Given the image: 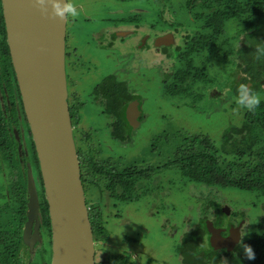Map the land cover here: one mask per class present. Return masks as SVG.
I'll list each match as a JSON object with an SVG mask.
<instances>
[{"label":"rangeland","instance_id":"rangeland-1","mask_svg":"<svg viewBox=\"0 0 264 264\" xmlns=\"http://www.w3.org/2000/svg\"><path fill=\"white\" fill-rule=\"evenodd\" d=\"M140 1L74 0L77 8H81L80 11L83 10L85 13V16L83 15L85 21L82 23L79 19L80 11L78 10L79 15L75 18H68L67 25V32H75V34L79 32H96L93 36L94 40L101 43L104 41L103 37L110 34L109 32L112 29L103 28V24L98 27L102 21L100 12L102 11L107 16L111 12V14L113 13L111 26L116 28L115 31L120 36H123H118L115 39V49L117 50L115 67H111V64L108 65L109 61L102 58L101 60L96 58L92 63L85 60L84 65H81L83 60L80 59L79 54L82 56L86 54L87 59H90L92 51L91 49L89 52L82 50L79 47V39L71 41L77 47L79 53L77 59L80 66L75 71L67 70L68 82L71 87L69 92L71 93V89L75 88L74 90L79 93L78 100H80L78 105L80 114L78 116H81V120L73 132L76 148L83 146V143L80 142L84 138L83 135L88 131L91 137L89 134H87V137L90 142L92 141L90 146L96 162L103 163L105 160L108 162V158H110V163L118 169H122L124 166H133L134 163L136 167H142L143 162L159 166V161L162 159L161 154L157 160L151 161L152 141L160 136L171 134L173 131L206 137L218 147L221 136L228 128L240 126L243 114V110L237 104V96L232 93V87H237L240 84L237 78L238 72L228 73V65L225 68L223 64L217 62L218 58L205 59L201 57L194 62L196 67H199L203 62L208 78L215 77L218 80L216 82H219L218 85L206 87L203 90L204 99L199 101L193 98L201 92L198 85L191 87V95L187 98L165 95L162 86L167 80L165 76L161 80L160 73L162 72L163 75L170 74L177 68L183 67V63L180 61L175 62L174 59L170 61L163 59L161 53H157L154 47H149L147 56L142 57L145 62L136 61L138 59L134 57V54L140 49H136L138 51L133 50L129 45V39L124 38L128 35L126 32L133 31L135 24L130 23L131 25H127L122 23L121 20L136 13L141 15L140 9L149 7L152 12L159 13V11H162V17L169 25L180 24L182 25L181 29L192 31L191 33H194L197 27L193 16H189L188 20V12L181 8L185 0ZM110 8L111 11L108 10ZM147 17L142 21L143 24L147 22L145 20L152 23L157 22L156 15L149 16L147 14ZM75 20H78V22ZM140 20L142 19L140 18ZM77 23H81L82 27L77 29ZM227 29L228 37H231L236 31L233 23H230ZM122 32L124 33L122 34ZM139 32L149 33L144 27ZM172 45H174V42ZM89 65H92L93 68L87 70L88 73L86 72L85 76L83 72ZM139 69L143 71V75L136 72ZM105 78L123 84L127 93L133 94L140 103L141 121L139 126L132 128L133 130L130 131L131 139L124 145L111 139L108 126L110 119L102 115L105 106L104 101H102L99 94L93 95L96 93V84H99ZM94 96L95 100H93ZM97 149L101 153L99 157L95 156ZM155 149H157V146ZM165 172L167 176V172L170 171ZM0 175L1 193L5 189L4 184L12 187L18 181V179L16 181V178L11 176L10 169L3 164L0 166ZM171 177V174L165 177V186H167V180ZM157 179L156 176L152 182L155 186L160 183ZM161 179L163 180V175L160 176ZM34 181L38 193L41 194L40 182L38 179ZM88 189L91 190H85L87 207L88 209L92 207L100 209L109 234L107 243L112 245L121 244L122 248L120 250L131 249L134 254L146 253L148 255L145 258L148 259L149 264H173V261L175 264H181L179 261L177 263L173 257L174 246L179 242L178 237L180 238L183 232L193 229L201 216L212 214L205 211V199L195 197L189 190L170 189L168 191L167 189L168 196L166 198L158 195L157 198L148 197L138 202L125 203L108 199L103 184H100L99 188L88 187ZM218 190L219 208L222 212L225 208H228L230 213L228 218H223L224 222L235 224L244 222L243 228L248 231V235L244 237V243L264 232V198L255 196L252 193H240L230 189ZM242 217L244 219H241ZM129 240L137 245L133 246L127 243ZM146 246H148L147 249ZM4 247L7 248V244ZM103 247L97 244L96 250L101 254ZM111 252L118 254L114 250H111ZM43 258L47 257L43 256ZM28 260L29 258L21 254L20 264H28ZM98 261L100 262L99 257ZM29 262L41 264L34 254ZM222 262L223 264H242V260L236 257L232 259L222 258Z\"/></svg>","mask_w":264,"mask_h":264},{"label":"trees","instance_id":"trees-1","mask_svg":"<svg viewBox=\"0 0 264 264\" xmlns=\"http://www.w3.org/2000/svg\"><path fill=\"white\" fill-rule=\"evenodd\" d=\"M181 8L188 12V20L189 16H193L197 27L194 33L181 29L180 24L169 25L163 19L162 11L153 13L149 7H142L141 15L136 13L121 20L127 25L135 24L134 29L144 25L152 40L166 34L173 36L174 45L163 47L161 55L167 61H180L183 67L165 75L158 71L161 80L163 76L167 80L162 86L165 95L187 98L191 95V87L198 85L201 92L193 98L199 101L204 99L203 90L219 82L215 77L208 78L203 62L199 67L194 66V62L201 57L218 58V63L224 67L228 65V73L237 71L239 82L251 86L261 99L260 105L252 112L241 108L240 126L228 128L221 136L218 147L206 137L186 135L179 131L154 139L151 161L157 160L161 154L159 166L143 162L142 167H136L134 163L133 166L118 169L110 163V158L108 162H96L90 146L92 141L86 131L84 138H80L83 146L79 150L82 183L89 188H99L103 184L108 199L125 203L157 198L158 195L166 198L170 189L189 190L195 197L205 199V211L212 214L201 216L193 229L182 233L177 249L181 264H223V256L225 259L240 258L242 264H264V232L245 242L255 253V259L249 261L238 247L232 254L214 251L206 229V221H211L217 229L225 223L223 218L226 217L219 208L218 189L252 193L264 198V59L257 60L254 52L255 42L264 41V0H185ZM147 14L156 15L157 22L145 20L147 22L143 24L142 21L148 18ZM230 23L235 25L236 31L228 37ZM0 31L4 35L1 10ZM6 45L5 42L7 50ZM109 79L105 78L93 95L101 91L100 97L105 104L104 117L110 119L111 139L124 145L131 139V128L124 112L132 98L118 81L111 82L114 87L108 88ZM232 90L237 96V87H232ZM69 110L72 127L76 129L81 120V116H78L80 111H77L78 108L74 113L72 109ZM97 150L95 156L100 153ZM165 171H170L167 176L172 175L167 180V186ZM162 175L163 180H160ZM156 176L160 182L157 186L152 184ZM16 190L21 189L16 186ZM88 214L94 241L107 242L109 234L100 209L92 207L88 209ZM46 220L47 227H50L48 216Z\"/></svg>","mask_w":264,"mask_h":264},{"label":"water","instance_id":"water-1","mask_svg":"<svg viewBox=\"0 0 264 264\" xmlns=\"http://www.w3.org/2000/svg\"><path fill=\"white\" fill-rule=\"evenodd\" d=\"M6 39L17 80L23 111L35 147L51 231L50 264H95L94 241L80 161L68 106L66 77V24L41 13L33 0H0ZM47 6V4H46ZM50 11V7H49ZM173 36L156 39L155 46H171ZM138 102L128 111L137 125ZM29 222L36 220L37 201L30 192ZM229 217V209H224ZM231 224V223H229ZM244 222L222 229L206 221L209 244L214 251L232 254Z\"/></svg>","mask_w":264,"mask_h":264},{"label":"flooded vegetation","instance_id":"flooded-vegetation-1","mask_svg":"<svg viewBox=\"0 0 264 264\" xmlns=\"http://www.w3.org/2000/svg\"><path fill=\"white\" fill-rule=\"evenodd\" d=\"M0 10H1V18L4 23L1 2H0ZM78 10L80 11L81 8H78ZM108 10L111 11V8ZM83 15L85 16V13L82 10L80 11V18H79L81 19L82 23L85 21L83 19ZM112 15L113 13L111 14V12H109L108 16L106 14H103L102 11L100 12V17H102V21L100 22L98 27H101L103 24V28H107L109 30L112 29V31L109 32L110 34L103 37L104 41H102L101 43L96 42L94 40L93 36L95 35L96 32H79L76 34L75 32H67V25L69 21L67 19L66 38H65L66 77H67L68 69L70 71H75L80 66L78 64V59H77V56L79 54L77 51V47L75 46V43H72L73 41L78 39H79V47L82 50L89 52L91 49L92 51V56L90 59H87L86 54L84 56L79 54L80 59L83 60L81 65H84L85 60H88L90 63H92V61H95L96 58L99 60H101L102 58L105 61L108 60L109 61L108 65L111 64V67L116 66V64L114 65V63L116 62V54H117V50L115 49L116 48L115 39L118 36L119 37H123V36H120L115 31L116 28L111 26ZM75 21L78 22V20ZM73 22L74 20L72 21V23ZM77 24H78L77 29L82 27L81 23L80 24L77 23ZM142 28L143 26H141L139 29L133 28V31L126 32L128 35L127 37H124L129 39L130 41L129 45L133 50L140 49V51L136 50L138 52L134 54V57L138 59L136 61L140 60L141 63L142 61H144L142 60V57L143 56L146 57L147 54L149 53V47L150 48L154 47L157 53H161L163 50V47L157 49V47L155 46L156 40L154 41V39L153 40L150 39L148 33L139 32V30H142ZM123 33L124 32H122V34ZM4 41L7 44L6 45L7 50L5 49ZM135 63L137 64V62ZM91 66L92 65L86 67L85 71L83 72V75L86 76V72L88 73L87 70L93 68ZM136 72L143 75V71H141V69L136 70ZM103 81H101L99 84H96L95 89L97 87H100ZM111 82L113 83L115 81L110 80L109 85L107 86L108 88L112 89L114 86ZM69 85L70 84L68 82V77H67L68 106L69 109H72L74 113L77 110L78 105L80 104V100H78L79 93L74 90L75 88H72L70 93L69 88L71 87ZM98 94L100 95L101 91L98 92ZM131 98L132 101L126 106L124 116L127 121L128 127L131 128V130H133L132 128L139 126V122L141 121V117H140L141 112L139 107L140 106L139 100L135 99L136 97H134L133 94H131ZM135 101L138 102L137 108L139 111V117L137 118V122H138L137 125L131 123L130 118L128 117L129 107ZM102 115H104V111L102 112ZM74 130L75 128H73V132ZM79 147L81 146L77 147L78 158H79V150L82 149ZM99 156L100 153L98 157ZM1 164L6 165V167L10 169L11 176L13 178H16V181L18 179V181L12 187H8L4 184L5 186L4 191H2V193L0 191V264H20L21 254L25 255L27 258H29V260L34 254L36 255L38 261L41 262V264H50L51 231H50V227H47V220H46L48 216V207L44 198L41 176L40 173L38 172L39 167H38L35 147L33 144V139L23 111L21 96L19 93V88L15 77L14 68L6 39V32H4V35L0 33V166ZM80 169H81V165H80ZM35 179H38V181L40 182L39 186L41 189V194L38 193V189L34 181ZM16 186H19L21 190L19 191L16 190ZM83 187H84V191L85 190L90 191L88 187H86L84 184ZM31 190L34 192L37 201V216H36V220H31L29 222V212H30L29 204L31 200V195H30ZM85 195H86V191H85ZM15 204L17 205L16 207ZM45 205L47 212L45 210ZM48 220H49V216H48ZM238 224L239 222L236 224L224 223L222 227L218 228L223 230L221 232V236L222 237L228 236L229 225L236 227ZM49 225H50V221H49ZM178 241H180L179 237H178ZM97 243L99 246H104V247L103 250L101 251V254L99 253L98 250L95 251V264H149V262H147L148 259L145 258V256L148 255L146 253L134 254L133 250L131 249L120 250L122 248L120 246L121 244L112 245V244H108L107 242L104 243L97 242ZM127 243L133 246L137 245V244L134 245L132 240L131 241L129 240ZM5 244H7V248L4 247ZM178 246H179V242H177V245H175L173 249V252L175 251L173 257L177 263L178 261L180 262V255L177 250ZM147 247L148 246H146L145 248L147 249ZM237 247L234 249L233 253L235 252ZM111 250L117 251L118 254L116 255V253L111 252ZM217 252L221 254L226 253V251L223 249ZM43 256H46L47 258H43ZM98 257L100 262L98 261ZM223 258L226 257L223 256ZM29 260H28V264H32V262H29ZM173 264H175L174 261Z\"/></svg>","mask_w":264,"mask_h":264},{"label":"clouds","instance_id":"clouds-1","mask_svg":"<svg viewBox=\"0 0 264 264\" xmlns=\"http://www.w3.org/2000/svg\"><path fill=\"white\" fill-rule=\"evenodd\" d=\"M33 7L37 8L41 13H47L51 17L61 20L75 18L79 15L74 0H33ZM254 52L257 60L264 59V41L255 42ZM260 103V97L249 84L240 83L237 86V104L240 108L252 112L256 110ZM247 235L248 231L246 228H242L237 246L242 249L245 259L252 261L255 259V253L250 245L243 242L244 237Z\"/></svg>","mask_w":264,"mask_h":264},{"label":"bare ground","instance_id":"bare-ground-1","mask_svg":"<svg viewBox=\"0 0 264 264\" xmlns=\"http://www.w3.org/2000/svg\"><path fill=\"white\" fill-rule=\"evenodd\" d=\"M72 123V122H71Z\"/></svg>","mask_w":264,"mask_h":264}]
</instances>
